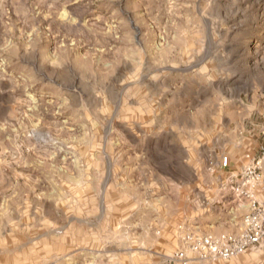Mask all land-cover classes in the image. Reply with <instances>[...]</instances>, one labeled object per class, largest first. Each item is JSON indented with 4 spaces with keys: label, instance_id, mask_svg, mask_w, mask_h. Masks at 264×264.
<instances>
[{
    "label": "rangeland",
    "instance_id": "374dc122",
    "mask_svg": "<svg viewBox=\"0 0 264 264\" xmlns=\"http://www.w3.org/2000/svg\"><path fill=\"white\" fill-rule=\"evenodd\" d=\"M263 149L264 0H0V264H262Z\"/></svg>",
    "mask_w": 264,
    "mask_h": 264
},
{
    "label": "built area",
    "instance_id": "2783aa9c",
    "mask_svg": "<svg viewBox=\"0 0 264 264\" xmlns=\"http://www.w3.org/2000/svg\"><path fill=\"white\" fill-rule=\"evenodd\" d=\"M221 164L223 167L227 166L228 158L224 157ZM241 178L245 179L251 188L259 187L264 190V149L243 169ZM261 244L264 245V197L259 201H252L250 211L244 217V230L241 234L221 238L205 236L194 245L205 254L228 258ZM175 257L181 259L183 253H176Z\"/></svg>",
    "mask_w": 264,
    "mask_h": 264
}]
</instances>
